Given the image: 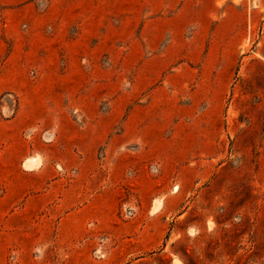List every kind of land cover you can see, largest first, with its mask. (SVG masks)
<instances>
[{
	"label": "rangeland",
	"instance_id": "1",
	"mask_svg": "<svg viewBox=\"0 0 264 264\" xmlns=\"http://www.w3.org/2000/svg\"><path fill=\"white\" fill-rule=\"evenodd\" d=\"M171 1L0 0V264H264V0ZM14 65L74 73L38 127Z\"/></svg>",
	"mask_w": 264,
	"mask_h": 264
},
{
	"label": "crops",
	"instance_id": "2",
	"mask_svg": "<svg viewBox=\"0 0 264 264\" xmlns=\"http://www.w3.org/2000/svg\"><path fill=\"white\" fill-rule=\"evenodd\" d=\"M171 3H182V1L172 0ZM184 3H197V2L195 0H190V1H184ZM7 72H8V75H7L6 82L9 83L8 86H14L16 84V86L19 88L25 87L26 89H28L27 95H25L24 103L26 105L27 104H30V105L35 104V107H34V109H29L30 113H27L28 109L24 108L23 118L28 117L29 119L33 120V123L36 127H38L39 125H42L43 121L46 118L45 113H44L43 104L45 102H48V100H46L45 96L35 94L32 89L37 90L36 87H40V86L51 87L52 88V99L51 100L54 103L60 102V101L65 102L66 100L65 101H62V100H64L66 95H61V96L55 95V79L61 81L63 79L70 78L74 74L72 70H69V71L62 74L55 67H47L41 71L42 74H41V76L39 75L38 82H36V84H32V83H28L26 81V77L23 75L22 69L19 65H14L13 67L9 68V70ZM100 82H101V85L98 87V90H97V86H94L91 89H89L90 93L88 95V98L90 99V101L95 102V100H97V99L101 100L103 97H105L107 95L106 83H104L102 81H100ZM134 95L135 94L132 92L131 95H127V96L128 97L131 96L133 98ZM122 97H124V95H122ZM68 98H69V100H71L70 99L71 96ZM29 114H31V115L29 116ZM51 115H52V118L55 120V126H61L62 129H63V127H71V128L74 127L73 119L69 115V113H66L64 111H55L54 110L51 113ZM89 118L92 120H96L98 122L99 126H101V121L105 117H102L100 114L97 117H96V114L95 115L91 114L89 116ZM131 120H132L131 121L132 127L131 126L127 127L124 130V132L121 135H119V138L114 139L112 141V145L110 144L111 149L113 151H117L118 147H121L125 144L128 145V144L137 140L136 139V137L138 136L137 129H135L134 126L137 125L139 118L137 116H135V117H131ZM211 121H213V124L215 122V125L217 127L218 118L215 117V119H214L211 117ZM114 128H116V127H112V129H114ZM86 135L89 137V140L85 141L84 151L88 152L92 156V154H94L96 152L99 141L100 142L105 141L106 135H104V133L102 132L101 127H100V129L90 128ZM143 136H144L146 141L152 140L150 135L147 132H144ZM199 136H200V142L203 144L204 141H207V139H205V138L208 136V133H206L204 131H200ZM77 140H78V137L76 136V134L72 133V135L68 141V146L66 148L64 147V150H66V151L74 150L76 147ZM213 142H214V139H213ZM118 174H119V170L117 169L115 172V177H117ZM20 198H22V197H20ZM6 201L7 200H5L4 202H6ZM17 201H18L17 197L11 198V199H9V201L7 202V205L5 207L2 205V203H0V212L2 210L6 209L8 206H12Z\"/></svg>",
	"mask_w": 264,
	"mask_h": 264
}]
</instances>
